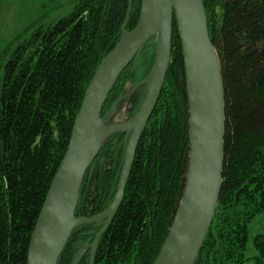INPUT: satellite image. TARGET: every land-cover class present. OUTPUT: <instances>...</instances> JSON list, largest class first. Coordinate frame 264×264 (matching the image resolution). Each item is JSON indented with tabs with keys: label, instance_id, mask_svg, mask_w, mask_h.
I'll return each instance as SVG.
<instances>
[{
	"label": "trees",
	"instance_id": "obj_1",
	"mask_svg": "<svg viewBox=\"0 0 264 264\" xmlns=\"http://www.w3.org/2000/svg\"><path fill=\"white\" fill-rule=\"evenodd\" d=\"M129 1L77 0L69 15L52 26L41 23L9 53L0 92V264L27 262L81 101L100 62L122 38ZM141 5L132 1L127 31L138 23ZM204 5L222 62L226 133L222 191L196 264H264V0ZM176 28L174 20L163 91L138 142L123 202L97 239L94 264H154L185 192L190 121ZM155 52L148 41L123 71L103 118L126 85L148 78ZM129 137L118 131L103 142L83 179L76 217H94L115 198ZM101 230L92 223L74 228L57 264H72ZM88 263L85 256L79 264Z\"/></svg>",
	"mask_w": 264,
	"mask_h": 264
},
{
	"label": "water",
	"instance_id": "obj_2",
	"mask_svg": "<svg viewBox=\"0 0 264 264\" xmlns=\"http://www.w3.org/2000/svg\"><path fill=\"white\" fill-rule=\"evenodd\" d=\"M132 1L122 38L100 62L81 101L67 152L32 231L26 264H50L47 253L54 240L61 243L53 260L57 264L73 229L85 223L104 225L92 246L89 264H94L97 239L123 202L138 142L163 91L172 58L174 20L185 64L190 158L185 192L154 264H196L208 237L224 180L226 97L222 62L211 40L206 5L204 0H142L139 21L127 31ZM150 40L155 43L156 58L145 82L144 101L132 127L119 130L127 131L130 137L116 196L105 211L94 217H76L83 179L106 140L104 137L98 141L96 137L98 123L103 125L105 120L103 105L120 75ZM88 248L86 244L78 250L72 264H79Z\"/></svg>",
	"mask_w": 264,
	"mask_h": 264
},
{
	"label": "rangeland",
	"instance_id": "obj_3",
	"mask_svg": "<svg viewBox=\"0 0 264 264\" xmlns=\"http://www.w3.org/2000/svg\"><path fill=\"white\" fill-rule=\"evenodd\" d=\"M76 2L77 0H0V92L5 64L11 50L20 40L30 37L31 32L41 23L52 26L63 16L69 15ZM146 80L136 85H126L123 94L107 112L103 125L108 134L106 139L120 129L132 127L131 123L137 114L132 109L137 105L141 106L144 101L142 91Z\"/></svg>",
	"mask_w": 264,
	"mask_h": 264
},
{
	"label": "bare ground",
	"instance_id": "obj_4",
	"mask_svg": "<svg viewBox=\"0 0 264 264\" xmlns=\"http://www.w3.org/2000/svg\"><path fill=\"white\" fill-rule=\"evenodd\" d=\"M103 125L101 123H98V128H97V131H96V137H97L98 141H101L107 135V132H105L106 129L104 130V127L105 126L103 127ZM69 184L71 185V180H70V183ZM60 245H61V243L58 242L57 240H54L52 242V244H51V246L49 248V251L47 253L48 254V257H49V260L51 262L50 264H54L53 263V260H54V257L56 255L55 253L59 249Z\"/></svg>",
	"mask_w": 264,
	"mask_h": 264
},
{
	"label": "flooded vegetation",
	"instance_id": "obj_5",
	"mask_svg": "<svg viewBox=\"0 0 264 264\" xmlns=\"http://www.w3.org/2000/svg\"><path fill=\"white\" fill-rule=\"evenodd\" d=\"M104 226V225H103ZM103 226H99V227H101V229L103 228ZM103 230V229H102ZM101 230V231H102ZM96 238H97V236H96ZM96 238H95V240H94V242H92V243H89V242H85V244L81 247V248H83L86 244H88L89 245V248L86 250V252H85V255H84V257L83 258H85V256H88L89 257V262H90V258H91V255H92V253H91V251H92V246L94 245V243L96 242ZM80 248V249H81ZM79 249V250H80ZM82 258V259H83ZM81 262V261H80ZM89 264V263H88Z\"/></svg>",
	"mask_w": 264,
	"mask_h": 264
}]
</instances>
